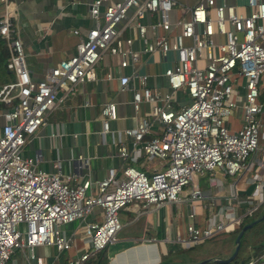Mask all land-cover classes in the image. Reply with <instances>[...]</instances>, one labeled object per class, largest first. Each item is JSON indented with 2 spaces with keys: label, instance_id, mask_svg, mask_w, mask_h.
I'll use <instances>...</instances> for the list:
<instances>
[{
  "label": "built area",
  "instance_id": "built-area-1",
  "mask_svg": "<svg viewBox=\"0 0 264 264\" xmlns=\"http://www.w3.org/2000/svg\"><path fill=\"white\" fill-rule=\"evenodd\" d=\"M178 0H90L89 16L93 25L78 35L74 52L48 67L44 75L32 80L24 62V51L14 19L15 0H0V38L6 48L5 67L13 79L0 84V264H7L14 250H24L34 264H42L35 255V245H51L56 250L70 246L71 237L60 225L81 220L93 206L100 208L99 220L78 225L89 250L66 260L80 264L89 255L112 242L121 227L118 218L122 208L132 212L166 202L186 199L190 209L182 233L175 241L187 248L206 239L229 233L241 222L243 214L234 211L232 203L215 209L208 203L203 223L192 221V201L202 198V191L191 184L192 175L233 174L251 170L246 158L264 139V97L258 77L264 68V0H245L247 12H237L222 0H197L187 8L186 16L171 20L169 12ZM211 9L212 15H209ZM146 15L154 21L143 22ZM133 19V23L130 21ZM157 29L159 32H157ZM131 30V36H123ZM214 33L220 35L216 39ZM137 38L141 51L175 53L172 64L162 74L168 91L152 92L146 85V74H134L138 86L131 90V105L137 110L141 100L150 103L149 116L140 117L133 127L125 128L129 136L116 144L117 154L134 161L139 156L164 159L159 169L146 173L129 162H123L119 174L108 168L106 174L91 181L73 179L72 174L44 171L36 166L37 158L21 154L26 138L44 121L45 113L59 100L58 90L70 91L72 85L94 78L93 65L103 51L118 56L117 65L133 66L139 50L131 47ZM189 39L188 44L182 42ZM240 75V100L231 98L235 76ZM109 78V71L104 73ZM128 76L119 74V89ZM184 90L188 100L177 109L171 107V94ZM239 107L241 122L229 129L225 117ZM101 131L116 117L115 105L106 101L99 110ZM159 128L150 133V120ZM58 168V164L55 163ZM264 161L259 160L248 182L245 201L264 198L261 184ZM190 185L183 193V185ZM259 257L264 259V249ZM252 260L244 264H251Z\"/></svg>",
  "mask_w": 264,
  "mask_h": 264
},
{
  "label": "crops",
  "instance_id": "crops-1",
  "mask_svg": "<svg viewBox=\"0 0 264 264\" xmlns=\"http://www.w3.org/2000/svg\"><path fill=\"white\" fill-rule=\"evenodd\" d=\"M89 1L15 0L17 9L14 25L23 47L28 75L32 80L41 78L48 67L74 52L78 35L73 33L72 29L76 28L82 36L85 29L94 23L88 13ZM196 1L178 0L177 5L169 12L170 19L186 16L187 8ZM222 1L232 4L237 12L246 13L248 10L245 0ZM1 12L0 4V14ZM209 12V15H212L211 9ZM154 19L155 15H146L142 21L151 22ZM157 32H159L158 29ZM122 35L131 36L132 31L124 30ZM214 37L217 40L221 39L217 33H214ZM189 41V39L185 40L184 44H188ZM131 47L139 50L138 60L133 66L128 64L119 67L118 56L103 51L93 65V79L73 84L70 91L58 90L56 95L59 96V100H56L45 113L43 123L26 138L21 147V154L28 157L35 156L36 166L44 171L53 172L58 169L61 173L72 174L73 179L88 178L91 181L103 177L108 168H113L116 175L119 174L123 162L137 165L140 156L134 161L123 160L116 151V144L119 141H123L129 148V136L124 133V129L133 127L140 117L149 116L150 103L145 100L139 102L136 111L132 108L131 90L138 86L134 74H146V85L152 92L157 91L161 94L168 91L162 71L172 64L175 53L171 50L166 51L165 54L157 51L143 52L137 38L132 39ZM1 51L0 45V69L3 67ZM106 71L111 74L109 78L104 76ZM7 73L0 77V83L13 79V74L8 69ZM119 74L128 76L123 89H119L117 81ZM262 82L264 85V74ZM187 100L184 90L173 91L170 101L172 109H177ZM106 101L114 103L116 117L108 122V131L102 133L99 110ZM238 121H241V111L237 106L231 111L226 125L233 130L238 127L236 126ZM158 128V121L151 119L148 134H153ZM259 160L264 161V145L262 144H259V147L246 158V162L251 165V170L243 173H236V171L233 174H221L215 171L205 176L195 175L191 181V184L199 186L203 194L201 199L192 201L194 210L192 221L195 224L203 223L208 203L213 204L215 209H224L226 205L232 203L234 211L240 214L249 207L250 211L243 214L241 222L257 218L238 239V247L233 257L244 259L242 264L248 260H252L251 264H264V259L259 257L264 249V234L260 233V227L248 232L255 224H263L264 198L259 202L255 199H251L248 203L245 201L251 188L248 178ZM55 163L58 164V168ZM161 164L162 162L151 165L149 171L145 172L159 169ZM198 176H204L205 179L199 181ZM189 186L182 192L184 193ZM189 209L190 205L186 199L166 202L158 206L149 205L143 211L136 213L127 207L122 208L118 214L121 227L115 239L106 247L104 246L106 264H214L215 260L212 258L229 257L234 248L237 227L229 233L214 237L215 240L211 244H217L218 247L214 246L216 248L205 249L201 246L189 253L179 252L198 244L181 248L175 241L177 233L183 231ZM249 215L251 217L247 218ZM100 218V208L93 206L81 220L60 225L65 235L71 237L72 242L67 249L56 250L51 245H35L34 254L41 257L42 264H66L68 258L75 257L84 250L75 247V237L79 235L75 233L78 225ZM240 238H242L241 241ZM257 245L260 246L257 247ZM201 260L204 261L198 263ZM92 261L93 257L89 255L80 264H93ZM7 264H34V261L26 256L24 250H14Z\"/></svg>",
  "mask_w": 264,
  "mask_h": 264
},
{
  "label": "rangeland",
  "instance_id": "rangeland-1",
  "mask_svg": "<svg viewBox=\"0 0 264 264\" xmlns=\"http://www.w3.org/2000/svg\"><path fill=\"white\" fill-rule=\"evenodd\" d=\"M180 1V0H179ZM133 23V19L130 21V24H132ZM185 40L186 41H188V39L187 38H183L182 39V42L184 43L185 42ZM12 74V73H11ZM263 74H264V68L262 69V71H261V73L259 74V77H258V86H259V89H260V92L258 93V96H257V98L258 99H256V101H259V100H261L263 97H264V85H263V82H262V76H263ZM9 78V77H8ZM243 82V78L240 76V75H236L235 76V81H234V83H233V85H232V91H231V98L232 99H234V100H236V101H239L240 100V96H241V93L239 92V90H240V85H241V83ZM231 114V113H230ZM230 114L228 115V116H226L225 117V120L227 121L228 120V118H229V116H230ZM240 122L241 121H238L237 123H236V126L238 125H240ZM235 126V127H236ZM263 139H261V138H258V145L259 144H262V145H264L263 143H264V141H262ZM138 163H137V165H135L137 168H141V169H143L144 171H149L148 169H149V167L151 166V165H157V164H159V163H164L165 162V160L164 159H160V158H157V157H151V158H149V159H147L145 156H140L139 158H138V161H137ZM236 173H238V172H236ZM195 175H192V177H194ZM205 176V175H204ZM204 176H202V177H199V181L201 180H203V179H205L204 178ZM188 186V184H186V185H183L182 186V189H184V188H186ZM251 217V215H249L247 218H250ZM120 223H121V221H120ZM263 224L262 225H258V224H255L254 226H252V227H250V229L248 230V232H251L252 231V229H255V228H257V227H260V233H263L264 234V221L262 222ZM80 229V227L79 228H77L76 229V231H75V233H77V234H79V235H77L76 237H75V247L77 248V249H80V248H83L84 250H89V246H88V244H87V242H85V241H83V236H82V234H81V231H78ZM257 232H259V231H257ZM248 235V234H247ZM211 239V240H210ZM210 239H206V240H204V241H202V242H200V243H198V244H196L194 247H190V248H188V249H185V250H180L179 252H181V253H189L190 251H193V250H197L198 248H200L201 246H203L205 249L206 248H210V247H214V246H216L217 244H215V245H212L213 243V241L215 240V238L213 237V239L212 238H210ZM72 242V241H71ZM71 242H70V244H71ZM212 243V244H211ZM108 245V243L105 245V247ZM210 245V246H209ZM216 247H218V246H216ZM216 247H214V248H216ZM179 258H185V257H179ZM186 258H190V257H186Z\"/></svg>",
  "mask_w": 264,
  "mask_h": 264
},
{
  "label": "trees",
  "instance_id": "trees-1",
  "mask_svg": "<svg viewBox=\"0 0 264 264\" xmlns=\"http://www.w3.org/2000/svg\"><path fill=\"white\" fill-rule=\"evenodd\" d=\"M0 45H1V49H2V51H1V60L3 62V67L0 69V77H2L4 75L8 74L7 73V69L4 66V63H5L4 59L6 57V48H5V45H4V42H3L2 38H0ZM261 190L264 192V181L261 184ZM249 220L250 219H247L245 221L243 220L242 222H240V224L236 228V231L243 224V222H247ZM241 237H242V235H241ZM241 240H242V238H240V241ZM259 246L257 245V247H259ZM90 257H93V261H92L93 264H106V256H105V252H104V247L99 249L98 251L94 252L92 255H90ZM243 261H244V259L235 256L229 261H226V262L215 261L214 264H242Z\"/></svg>",
  "mask_w": 264,
  "mask_h": 264
},
{
  "label": "water",
  "instance_id": "water-1",
  "mask_svg": "<svg viewBox=\"0 0 264 264\" xmlns=\"http://www.w3.org/2000/svg\"><path fill=\"white\" fill-rule=\"evenodd\" d=\"M256 220H257V218L256 219L249 220V221L245 222L244 224H242L239 227V229L237 230V232H236V234L234 236V248H233V251H232V253H231V255L229 257H227L225 259H220V258H212V259L215 260V261H228L231 258H233L234 254L236 252V249L238 247V239H239L240 235L242 234V232L245 229H247L249 226H251V224H253ZM203 261L204 260H201L198 263L203 262ZM156 264H162V263H156Z\"/></svg>",
  "mask_w": 264,
  "mask_h": 264
}]
</instances>
